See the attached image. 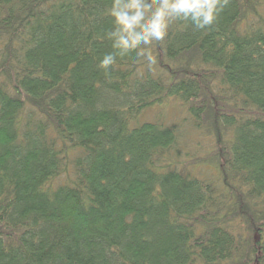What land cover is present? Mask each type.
Masks as SVG:
<instances>
[{"label": "trees", "instance_id": "obj_1", "mask_svg": "<svg viewBox=\"0 0 264 264\" xmlns=\"http://www.w3.org/2000/svg\"><path fill=\"white\" fill-rule=\"evenodd\" d=\"M110 6L0 0V264H264V0L106 77Z\"/></svg>", "mask_w": 264, "mask_h": 264}, {"label": "clouds", "instance_id": "obj_2", "mask_svg": "<svg viewBox=\"0 0 264 264\" xmlns=\"http://www.w3.org/2000/svg\"><path fill=\"white\" fill-rule=\"evenodd\" d=\"M228 0H111L107 15L112 28L105 34L112 51L103 55L98 67L110 76L118 64L135 53V63L151 68L156 64L153 46L163 43L176 23L196 30L212 27Z\"/></svg>", "mask_w": 264, "mask_h": 264}, {"label": "rangeland", "instance_id": "obj_3", "mask_svg": "<svg viewBox=\"0 0 264 264\" xmlns=\"http://www.w3.org/2000/svg\"><path fill=\"white\" fill-rule=\"evenodd\" d=\"M174 102V101H173ZM155 114H156V111L152 110L150 113H149V117L151 118H155Z\"/></svg>", "mask_w": 264, "mask_h": 264}]
</instances>
